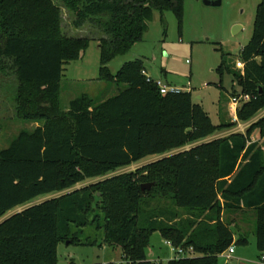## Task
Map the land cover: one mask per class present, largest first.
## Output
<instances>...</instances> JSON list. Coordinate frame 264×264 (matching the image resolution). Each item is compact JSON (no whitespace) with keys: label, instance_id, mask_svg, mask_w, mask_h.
<instances>
[{"label":"trees","instance_id":"obj_1","mask_svg":"<svg viewBox=\"0 0 264 264\" xmlns=\"http://www.w3.org/2000/svg\"><path fill=\"white\" fill-rule=\"evenodd\" d=\"M77 27L90 22L101 33L99 78L124 85L108 99L81 95L61 104L65 65L79 60L88 38L63 32L62 10L53 0H0L1 71L18 80L17 113L38 125L21 130L0 150V219L39 197L60 193L87 179L107 176L149 155H164L130 173L115 175L33 204L0 222V264H58L60 243H82L88 228L104 231L109 245L122 248L126 263L156 264L147 248L159 232L175 247L196 256L166 264H219L234 243L223 209L252 210L257 248L264 253V145L252 141L264 117L246 133L204 141L236 122L212 123L191 91L163 95L147 79L144 61L110 62L142 40L157 10H172L182 25L184 0H61ZM242 71L222 63L241 87L237 118L253 120L264 110V0L254 31L240 53ZM1 129V126H0ZM154 183L143 191L142 184ZM215 222L212 224V222ZM241 235L236 244L245 245ZM103 264V263H95Z\"/></svg>","mask_w":264,"mask_h":264},{"label":"rangeland","instance_id":"obj_2","mask_svg":"<svg viewBox=\"0 0 264 264\" xmlns=\"http://www.w3.org/2000/svg\"><path fill=\"white\" fill-rule=\"evenodd\" d=\"M53 1L62 10L63 32L69 37L91 40L89 47L79 60L65 65L61 80L62 108L67 109L71 100L85 94L94 99H108L116 95L120 87L123 89L124 85L119 87L99 78V43L102 33L90 22L77 27L74 13L66 8L61 0ZM261 1L222 0L220 6H206L202 0H184L181 26L172 10L165 11L163 15L156 10L142 40L136 42L127 54L114 58L109 64L110 70L117 72L125 63L142 59L149 76L153 79L161 80L164 84L176 86L184 91H191L193 101L202 106L213 124L234 122L235 112L232 102L235 97L239 98L241 87L233 73L220 74L218 69L222 63H225L234 71H242L237 63L240 61L242 49L252 38L257 8ZM5 64L9 67L11 62L0 60V150L8 147L21 130H31L36 127L35 123L26 122L18 117L16 101L18 80L13 70L10 69L7 73L1 71ZM262 117H264V110L246 123L237 118L235 126L218 131L214 135L225 137L242 128L246 133L250 126ZM240 124L242 127L239 126ZM212 138L210 136L204 141ZM251 139L264 145V135L260 129L252 133ZM194 145H188L164 155H149L107 176L87 179L69 190L42 196L43 198L39 197L40 199L20 207L17 211L105 178L135 172L143 166L190 149ZM247 223L248 238L253 239L254 235L256 236V217L254 216V220L250 219ZM81 239L83 242L79 244L68 242L59 244L58 264L126 263L122 248L106 243L103 230L88 228ZM241 249L242 246L239 245V252H242ZM251 249L250 245L249 253L252 252ZM150 251L154 253L155 258L177 257V251L168 245L159 232L151 237L147 253ZM194 255L197 254L194 253ZM261 257L258 262H262ZM229 262V264H239L235 259ZM219 264H226L224 257L219 258ZM243 264L251 263L243 262Z\"/></svg>","mask_w":264,"mask_h":264},{"label":"crops","instance_id":"obj_3","mask_svg":"<svg viewBox=\"0 0 264 264\" xmlns=\"http://www.w3.org/2000/svg\"><path fill=\"white\" fill-rule=\"evenodd\" d=\"M234 114H235L234 118H236L237 117L236 112ZM37 125L38 124L36 123V126ZM236 132H239V130H236ZM236 132H233V133H236ZM211 137H213V138L209 139V140H206V141H210V140H213V139H216V138H221V137H215V135H213ZM50 195H54V194H50ZM46 196H48V195H46ZM41 198H43V197H41ZM52 198H54V197H52ZM23 206H20V207H23ZM20 207H17L16 209H14L12 211H9L3 218L0 219V222L3 221L6 218L12 216L15 213L21 212L22 210L21 211H17ZM221 219L230 221V223H232L231 228L234 230V233H235V235H234V243H233V245L235 246V254H234L235 256H233L232 260L235 259L236 261H238L239 264H243V262H250L251 264L252 263L253 264H264V261L258 262V260H260V257H261L260 255L264 256V253L260 252L258 250V248H257V239H256L255 235H254L253 239H249L248 238V243L247 244L240 245V246H242V249H241L242 252H239V250H238L239 245L236 244V240L239 238V236L246 235L248 237V232H247L248 231V223H247V221H249L250 219L254 220V212L252 210H242V211H238V212L232 211L231 213H229L228 211L225 212V210L223 209L222 214H221ZM214 223L215 222L213 221L212 224H214ZM250 245L252 247V249H251L252 252L251 253H249V250H248ZM147 255H148L149 260L155 262L156 264H166L169 260L173 259L172 256H169L167 259H161L159 256L157 258H155L154 253L152 251L147 253ZM189 256H192V255H189ZM220 257H222V256H219V258ZM262 257H261V260H262ZM103 264H105V263H103Z\"/></svg>","mask_w":264,"mask_h":264},{"label":"built area","instance_id":"obj_4","mask_svg":"<svg viewBox=\"0 0 264 264\" xmlns=\"http://www.w3.org/2000/svg\"><path fill=\"white\" fill-rule=\"evenodd\" d=\"M237 65H238V67L240 69L243 70L244 64L242 62L238 61ZM143 73L146 74L148 81L156 83V85L160 89V92L163 95H166L168 93H178V92L184 91V90H182V89H180V88H178L176 86L164 84L163 82H161V80H155V79H153L151 76H149V74L147 73V71H144ZM250 98H251V96L248 95V94L239 96V98L235 97L234 100H233V102H232L234 104V112H237V108L239 106L238 105L239 102H241L242 100L243 101H248V100H250ZM237 121H238L237 120V117L234 118V122H237ZM239 126L242 127L241 124ZM242 131L244 133V128H242L241 130H239V132H242ZM167 243H168V245H170L172 247L173 250H176L177 251V258L182 257V256H189V255H193L194 254V248L193 247H190L188 249V251H187L183 247H175L169 241H167ZM234 253H235V246L232 244L222 254H220V256H222V257H224L226 259V264H229L230 263L229 260H231L233 258V254ZM262 261H264V256L262 257Z\"/></svg>","mask_w":264,"mask_h":264},{"label":"water","instance_id":"obj_5","mask_svg":"<svg viewBox=\"0 0 264 264\" xmlns=\"http://www.w3.org/2000/svg\"><path fill=\"white\" fill-rule=\"evenodd\" d=\"M206 6H220L222 0H202ZM236 29V28H235ZM154 186V183H145L141 185L143 191L150 190Z\"/></svg>","mask_w":264,"mask_h":264}]
</instances>
